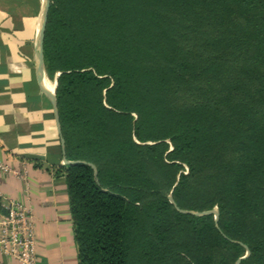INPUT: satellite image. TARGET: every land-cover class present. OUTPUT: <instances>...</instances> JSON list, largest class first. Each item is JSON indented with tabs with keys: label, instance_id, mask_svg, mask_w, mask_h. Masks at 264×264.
<instances>
[{
	"label": "trees",
	"instance_id": "16d2710c",
	"mask_svg": "<svg viewBox=\"0 0 264 264\" xmlns=\"http://www.w3.org/2000/svg\"><path fill=\"white\" fill-rule=\"evenodd\" d=\"M43 60L78 264H264V0H50Z\"/></svg>",
	"mask_w": 264,
	"mask_h": 264
},
{
	"label": "crops",
	"instance_id": "0c3cea01",
	"mask_svg": "<svg viewBox=\"0 0 264 264\" xmlns=\"http://www.w3.org/2000/svg\"><path fill=\"white\" fill-rule=\"evenodd\" d=\"M41 12L42 0H0V193L30 210L36 264H78L55 81L38 76ZM0 264L20 263L0 253Z\"/></svg>",
	"mask_w": 264,
	"mask_h": 264
},
{
	"label": "built area",
	"instance_id": "2783aa9c",
	"mask_svg": "<svg viewBox=\"0 0 264 264\" xmlns=\"http://www.w3.org/2000/svg\"><path fill=\"white\" fill-rule=\"evenodd\" d=\"M0 169L8 171L0 164ZM0 253L20 264H36L34 221L30 210L15 200L3 202L0 193Z\"/></svg>",
	"mask_w": 264,
	"mask_h": 264
},
{
	"label": "water",
	"instance_id": "95a60500",
	"mask_svg": "<svg viewBox=\"0 0 264 264\" xmlns=\"http://www.w3.org/2000/svg\"><path fill=\"white\" fill-rule=\"evenodd\" d=\"M49 5H50V0H42V12H41V21H40L39 32H38V36H37V56H36L37 57V65H38V76H39L40 80H43L46 76L44 60H43V38H44V31H45V26H46V22H47V14H48V10H49ZM51 100H52L53 108H54L56 118H57L58 130H59V133L61 136V144H62V148H63L65 163L66 164L76 163V161L67 160V158L65 156V144H64V139H63L62 134H61V125H60V121H59L57 101H56L55 94H53L51 96ZM88 165H90L92 167L94 175L96 176L97 175L96 167L91 163H88ZM168 199L170 200L171 203H173L175 205L171 195L168 196ZM175 208L182 213H187V214H191V215H195V216H203V215L212 214V215H214L215 222H217V219L219 216L217 208H213L212 210H206V211H202V212L192 211V210H181L178 207H176V205H175ZM248 255H249V250L247 249L245 255L242 256L241 258H239L235 262V264H238L241 259L246 258Z\"/></svg>",
	"mask_w": 264,
	"mask_h": 264
},
{
	"label": "bare ground",
	"instance_id": "6f19581e",
	"mask_svg": "<svg viewBox=\"0 0 264 264\" xmlns=\"http://www.w3.org/2000/svg\"><path fill=\"white\" fill-rule=\"evenodd\" d=\"M51 86V88L53 87V85H50Z\"/></svg>",
	"mask_w": 264,
	"mask_h": 264
}]
</instances>
